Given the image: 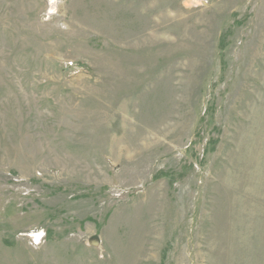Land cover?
Instances as JSON below:
<instances>
[{
  "label": "rangeland",
  "instance_id": "374dc122",
  "mask_svg": "<svg viewBox=\"0 0 264 264\" xmlns=\"http://www.w3.org/2000/svg\"><path fill=\"white\" fill-rule=\"evenodd\" d=\"M0 264H264V0H0Z\"/></svg>",
  "mask_w": 264,
  "mask_h": 264
}]
</instances>
